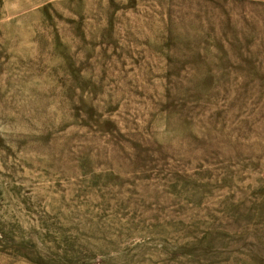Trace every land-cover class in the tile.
Segmentation results:
<instances>
[{
	"label": "rangeland",
	"instance_id": "1",
	"mask_svg": "<svg viewBox=\"0 0 264 264\" xmlns=\"http://www.w3.org/2000/svg\"><path fill=\"white\" fill-rule=\"evenodd\" d=\"M0 264H264V0H0Z\"/></svg>",
	"mask_w": 264,
	"mask_h": 264
}]
</instances>
